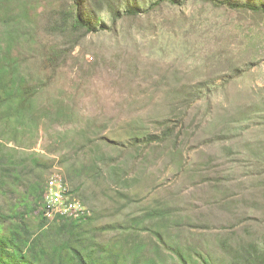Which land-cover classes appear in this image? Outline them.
<instances>
[{
  "label": "trees",
  "instance_id": "trees-1",
  "mask_svg": "<svg viewBox=\"0 0 264 264\" xmlns=\"http://www.w3.org/2000/svg\"><path fill=\"white\" fill-rule=\"evenodd\" d=\"M188 2L264 20V0H0V192L11 179L19 183L18 170L28 167L25 159L10 154L17 150H7L6 142L21 147L26 136H38L39 128L68 124L74 127H67L60 137L79 134L83 142L76 145L71 141L69 149L74 156L81 152L89 157V163L84 157L72 160L65 170L67 182L74 183L71 193L80 192L81 184L75 185V181L81 177L92 181L105 177L116 189L122 187L116 194L124 203L110 212L112 218L134 201L124 188L129 187L137 161L151 164L148 155L152 150L155 158L165 153L187 180L200 178L208 183L211 178L203 173L213 162L191 167L186 159L182 161V151L190 133L187 119L191 109L203 100L210 103L215 94L241 76L243 69L228 53L224 56L222 48L206 49L202 62L208 71L206 78L171 88L162 114L127 121L126 141L102 135L119 121L96 116L85 120L76 110L88 81L97 75L105 58L94 37L115 38L112 44L121 46L120 66H111L120 78L130 74L135 81L154 79L156 72L147 65L149 56H153L155 68L158 63L165 71L164 79L171 75L163 44L166 36L173 45L188 36L183 28L188 17L177 19L182 16L177 11ZM165 10L175 12L168 13L173 18L170 30ZM129 49L134 54L127 62ZM76 50L80 56L91 53L93 62L87 65L78 56L74 58ZM252 65V60H247L245 71ZM261 158L264 161V147ZM28 159L35 167L48 169L52 165L51 161L42 163L34 153ZM221 179H214L207 196L213 209L222 207L230 212L218 230L212 218L202 216L207 213L195 214L200 209L172 193L156 201L154 207L145 208L140 216L127 215L123 222L103 223L101 210L86 207L85 216L47 223L42 218V200L48 183L45 187L46 181L39 176L28 185L29 202L12 205L9 214L0 213V264H264V215L237 213L236 199L222 189L229 179ZM78 199L84 203L83 196ZM46 212L44 218L50 220Z\"/></svg>",
  "mask_w": 264,
  "mask_h": 264
},
{
  "label": "rangeland",
  "instance_id": "rangeland-1",
  "mask_svg": "<svg viewBox=\"0 0 264 264\" xmlns=\"http://www.w3.org/2000/svg\"><path fill=\"white\" fill-rule=\"evenodd\" d=\"M165 12L170 18L166 20V28L170 30L173 22L170 14L175 12ZM177 12L182 14L177 19L188 17L183 25L188 36L183 41L177 40L175 45L168 36L164 40L163 48L167 56L165 62L172 66L171 75L164 79L165 71L160 69L158 63L155 68L154 58L149 56L147 65L156 72L153 73L154 79L135 81L130 79V74L125 77L123 73L124 77L120 78L118 71L111 66H120L117 57L122 51L121 46L112 44L115 38L94 37L93 42H98L96 48L105 58L98 65L97 75L88 81V90L76 110L85 120L96 116L103 119L111 117L119 121L102 135L116 141H126L127 121L162 114L165 96L171 88L206 78L208 71L204 70L202 64L205 53L208 52L206 49L222 48L220 52H225L224 56L228 53L229 58L243 69L240 71L241 76L215 94L210 103L203 100L191 109L187 119L190 122L187 128L190 133L182 151V161L186 159L191 167H204L207 161L213 162L212 168L202 172L211 179L208 183L200 178L194 182L189 181L175 170L165 153L161 152L155 158L152 150L148 155L151 164L137 161L127 182L129 187L124 188V192L132 195L134 201L124 210L116 212L119 214L113 218L110 217V212L124 203L116 194L117 190L122 191V187L116 189L105 177L94 181L86 177L77 179L75 185L81 184V190L77 195L73 193V197L81 199L83 196L88 208L101 210L105 215L101 216L103 223L114 220L123 222L127 215H130L129 218L140 216L145 208L154 207L156 201L161 202L162 198L166 199L172 193V196L177 195L186 203H192L195 210L200 209L195 214L207 213L202 216L212 218L216 223L214 228L219 230V225L229 217L230 212L222 207L220 211L213 209L207 196L210 195L208 190L216 183L214 179L220 178L223 181L222 177L229 179V183L223 182L225 185L223 184L222 189L236 199L234 203L239 204V211L235 210L237 213H245L251 217L264 215V161L261 158L264 147L261 119L264 113V20L254 19L250 14H236L196 2L186 3ZM137 37L141 39L140 35ZM252 44L256 46L252 48ZM192 50L199 54L192 53ZM80 54L76 50L73 56H78L83 64L93 62L91 53L87 52L83 56ZM133 54V50L127 51V62L132 61ZM143 54L146 55L147 52L143 51ZM138 57V60L144 61L142 55ZM247 60H252L254 65L245 71ZM71 70L76 68L72 67ZM71 75L74 76V73ZM67 127L72 130L74 124L63 127L54 125L48 130L39 128L38 136H26L21 147L15 146L13 142H6L7 150H17V153L10 154L25 159L28 167L18 170L21 173L19 183L11 179L0 192V213L9 214L12 205L17 207L29 202L28 185L33 179L42 176L46 181L54 173L65 177L64 172L70 168L74 159L81 160L84 157L86 163H89L87 155L83 156L80 152L78 156H74V151L69 149L71 141L77 142L76 145L83 142L79 134L70 132L67 138L60 137ZM152 131L155 130L152 128ZM100 147L102 146L97 145V148ZM33 153L44 164L51 161V167L45 169L43 165H32L28 156ZM47 183L50 187V182ZM68 184L70 188L74 185ZM242 200L246 202L243 204ZM207 210L212 211L208 213ZM53 213L55 215L56 210ZM248 224L253 226V222ZM254 229L260 231L256 226Z\"/></svg>",
  "mask_w": 264,
  "mask_h": 264
},
{
  "label": "built area",
  "instance_id": "built-area-1",
  "mask_svg": "<svg viewBox=\"0 0 264 264\" xmlns=\"http://www.w3.org/2000/svg\"><path fill=\"white\" fill-rule=\"evenodd\" d=\"M47 182H50V189L44 192V211L48 207H55L56 215L54 218H78V213L85 212L82 205L65 192L61 179L51 178Z\"/></svg>",
  "mask_w": 264,
  "mask_h": 264
},
{
  "label": "bare ground",
  "instance_id": "bare-ground-1",
  "mask_svg": "<svg viewBox=\"0 0 264 264\" xmlns=\"http://www.w3.org/2000/svg\"><path fill=\"white\" fill-rule=\"evenodd\" d=\"M52 178H56V179H61V181H63V185H64V190H65V192H67V190H66V183H65V181H64V178L59 174V173H54V175L52 176ZM68 188V187H67ZM49 189H50V187L48 186V189L46 190V191H49ZM68 191H69V189H68ZM67 194H68V192H67ZM82 209H83V211H85V208L82 206ZM54 210H56V208L55 207H49V208H47V212H46V216L50 219V220H52L54 217H55V215H56V213H55V215H52V214H54L53 212H54ZM85 214V212H80V213H78V218L79 217H81V216H83Z\"/></svg>",
  "mask_w": 264,
  "mask_h": 264
},
{
  "label": "clouds",
  "instance_id": "clouds-1",
  "mask_svg": "<svg viewBox=\"0 0 264 264\" xmlns=\"http://www.w3.org/2000/svg\"><path fill=\"white\" fill-rule=\"evenodd\" d=\"M50 176V175H49ZM49 178V177H48ZM64 178V181H65V183L67 184V186H68V189H69V195H71V198L72 199H75V200H77L84 208H85V214L83 215V216H85L86 215V213H87V206L81 201V200H79L78 198H76V197H73V195H72V193H71V188L69 187V184H68V182H67V180H66V178L65 177H63ZM48 180V179H47ZM47 180H46V182H45V187H46V183H47ZM45 192V191H44ZM87 207V208H86ZM44 194H43V200H42V218L44 219V221L45 222H47V223H49V222H52V221H54V220H56V219H61V218H66V219H74V218H70V217H56V218H54V219H52V220H48V219H46V218H44ZM82 217V216H81ZM80 218V217H79Z\"/></svg>",
  "mask_w": 264,
  "mask_h": 264
}]
</instances>
